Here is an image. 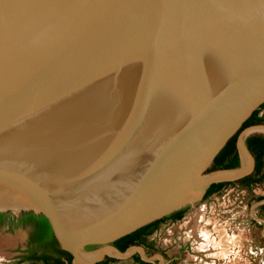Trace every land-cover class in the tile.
I'll use <instances>...</instances> for the list:
<instances>
[{
	"label": "water",
	"instance_id": "95a60500",
	"mask_svg": "<svg viewBox=\"0 0 264 264\" xmlns=\"http://www.w3.org/2000/svg\"><path fill=\"white\" fill-rule=\"evenodd\" d=\"M263 102L264 0H0V211L45 216L67 264L149 261L112 242L250 174L264 123L208 168Z\"/></svg>",
	"mask_w": 264,
	"mask_h": 264
},
{
	"label": "rangeland",
	"instance_id": "374dc122",
	"mask_svg": "<svg viewBox=\"0 0 264 264\" xmlns=\"http://www.w3.org/2000/svg\"><path fill=\"white\" fill-rule=\"evenodd\" d=\"M254 133L264 135V129ZM239 184L231 183L225 190L189 204L178 221L160 223L148 238L151 245L145 251L146 262L264 264V216L256 213V200L264 194V178L251 191ZM3 212L16 216L11 210ZM252 216L256 222L251 221ZM8 220L0 223V264H25L31 227ZM138 250L129 251L125 257H104L116 258L109 264H140L133 260L134 255L141 257Z\"/></svg>",
	"mask_w": 264,
	"mask_h": 264
},
{
	"label": "trees",
	"instance_id": "16d2710c",
	"mask_svg": "<svg viewBox=\"0 0 264 264\" xmlns=\"http://www.w3.org/2000/svg\"><path fill=\"white\" fill-rule=\"evenodd\" d=\"M264 123V102L260 104L256 109L252 111L250 116L243 122L240 129L232 135L225 145L220 149V151L214 157L208 170L218 169V168H231L236 167L239 164V157L236 150V137L239 131L252 124ZM252 142L256 143V147L253 150ZM246 144L249 150L256 153L257 159L254 166V170L235 181H221L212 183L207 191L205 192L202 199H205L209 195L221 189L227 184L238 182L243 185H249L253 182L262 181L264 174L261 173V166L264 162V154L261 150V146L264 147V136L262 134H251L246 138ZM259 175L256 177L255 175ZM255 176V177H254ZM187 210V206L180 208L166 216L156 219L144 226L137 228L136 230L121 236L120 238L114 240L112 244L120 250H125L129 245H145L147 236L151 235L160 225V223L173 218L179 219ZM20 216L16 217L10 215L6 212L0 211V223L5 220L11 219L19 224L27 225L29 223L35 224V231L32 233L31 242L47 240L51 245V251H36L31 250L29 253L23 256L25 264H67L71 263L72 255L60 248L56 238L54 237L50 224L45 216L42 214H36L32 211H21ZM9 221V220H8ZM151 226V228H149ZM133 260L140 264H149L146 261L140 259L138 255L133 256ZM116 261V258L106 256L102 260L95 262L94 264H109L110 262Z\"/></svg>",
	"mask_w": 264,
	"mask_h": 264
},
{
	"label": "flooded vegetation",
	"instance_id": "af4514ba",
	"mask_svg": "<svg viewBox=\"0 0 264 264\" xmlns=\"http://www.w3.org/2000/svg\"><path fill=\"white\" fill-rule=\"evenodd\" d=\"M263 135V134H262ZM264 136V135H263ZM256 143H254V142H252V146H253V150L255 149V147H256V145H255ZM261 150L263 151V153L262 154H264V147H262L261 146ZM250 152L252 153V155H253V157H254V161H255V164H256V159L258 158L257 157V155H256V153L254 152V151H252V150H250ZM263 164H264V162L262 163V166H261V173H263L264 174V171H263ZM255 166V165H254ZM254 170V169H253ZM256 177H258L259 175L257 174V175H255ZM254 176V177H255ZM259 184H261V181H258V182H253V183H251V184H249V185H243V184H239V186H241V188H244V189H246V190H249V191H251L252 190V188L255 186V185H259ZM231 184H227V185H225V186H223L221 189H219L218 191H216V192H214V193H219V192H221L222 190H225L228 186H230ZM259 197V196H258ZM256 202H258V204L256 205L257 206V210H256V213L260 216V217H262V216H264V214H262V215H260V211H264V194L261 196V197H259L257 200H256ZM20 214V213H19ZM16 215V217H18V216H20V215ZM182 217H183V215H182ZM182 217H180L179 219H173V218H170V219H168L169 220V222H175V221H178V220H180ZM256 218L254 217L253 218V216L251 217V221H253V222H256ZM27 225H29L30 227H31V232H30V237H29V241H28V247H27V250H26V252L27 253H29V251H31V250H36V251H51V245L49 244V242L47 241V240H44L43 242H41V241H32L31 242V236H32V233L35 231V224L34 223H29V224H27ZM149 228H151V226L149 227ZM159 229V227L155 230V231H157ZM154 231V232H155ZM150 236V235H149ZM149 236H147V238H146V241H145V245H141L144 249H145V251H147L148 250V248H149V245H151L150 243H149V241H148V238H149ZM173 260V259H172Z\"/></svg>",
	"mask_w": 264,
	"mask_h": 264
},
{
	"label": "bare ground",
	"instance_id": "6f19581e",
	"mask_svg": "<svg viewBox=\"0 0 264 264\" xmlns=\"http://www.w3.org/2000/svg\"><path fill=\"white\" fill-rule=\"evenodd\" d=\"M247 166H248V161H247V159L244 158V165L238 171V173L243 172L246 169ZM231 175H234V173L231 174L229 172H216V173L213 174V176L216 177V178H228V176H231Z\"/></svg>",
	"mask_w": 264,
	"mask_h": 264
},
{
	"label": "crops",
	"instance_id": "0c3cea01",
	"mask_svg": "<svg viewBox=\"0 0 264 264\" xmlns=\"http://www.w3.org/2000/svg\"><path fill=\"white\" fill-rule=\"evenodd\" d=\"M142 260V259H141ZM144 261V260H143Z\"/></svg>",
	"mask_w": 264,
	"mask_h": 264
}]
</instances>
